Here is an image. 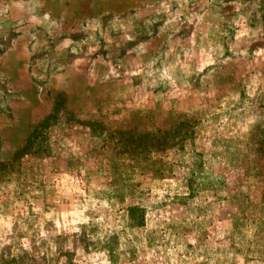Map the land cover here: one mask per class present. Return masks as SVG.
I'll use <instances>...</instances> for the list:
<instances>
[{
	"label": "rangeland",
	"instance_id": "rangeland-1",
	"mask_svg": "<svg viewBox=\"0 0 264 264\" xmlns=\"http://www.w3.org/2000/svg\"><path fill=\"white\" fill-rule=\"evenodd\" d=\"M0 264H264V0H0Z\"/></svg>",
	"mask_w": 264,
	"mask_h": 264
}]
</instances>
